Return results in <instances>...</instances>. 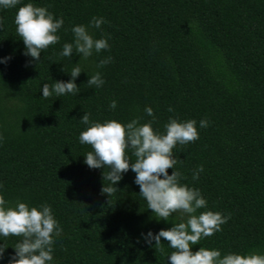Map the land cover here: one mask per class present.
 <instances>
[{"label": "trees", "instance_id": "16d2710c", "mask_svg": "<svg viewBox=\"0 0 264 264\" xmlns=\"http://www.w3.org/2000/svg\"><path fill=\"white\" fill-rule=\"evenodd\" d=\"M28 0H21L27 3ZM63 18L60 41L42 50L37 62L22 55L16 35L15 9L0 10V194L29 206L47 203L61 233L54 237L52 264H167L172 251L161 238L156 249L139 239L141 233L167 229L178 222L157 221L138 195L129 170L111 194L100 192L103 171L89 169L83 155L89 145L77 141L86 127L78 120L121 123L151 118L163 132L170 116L178 120L204 118L198 139L177 145L181 183L199 188L206 209L227 215L219 232L193 245L219 249L221 255L264 254V0H32ZM19 5H17L18 7ZM103 17L100 29L107 51L60 57L71 42L74 24L87 26ZM111 61L99 68L105 57ZM79 60L77 95L41 98L40 85L68 80ZM73 63V64H72ZM63 68V71H62ZM100 72V88L86 84ZM116 108L109 109L110 101ZM173 112H168V107ZM130 162L135 157L129 153ZM203 171L195 181L196 166ZM172 169H166L171 174ZM19 237L0 238L7 264Z\"/></svg>", "mask_w": 264, "mask_h": 264}, {"label": "clouds", "instance_id": "9594fccd", "mask_svg": "<svg viewBox=\"0 0 264 264\" xmlns=\"http://www.w3.org/2000/svg\"><path fill=\"white\" fill-rule=\"evenodd\" d=\"M12 8L15 9V32L24 46L22 55L30 57V63L37 62L42 50L60 41L57 32L62 28L63 18H54L46 6H37L32 0L27 3L0 0V10ZM102 23H106L103 17L93 16L87 26L72 25L71 42H64L57 55L71 60V55L79 54V60H87L93 52L107 51L110 47L107 40L103 36L94 39L89 31L100 29ZM9 59V56L0 57V64H6ZM79 60L72 63L73 67L67 73L68 80L54 81L51 86L46 82L40 85V97L77 95L79 88L74 81L82 71ZM110 61V56L99 60L97 68ZM103 83L98 71L86 80L87 85L96 88ZM108 108L115 109L116 101H110ZM143 111L151 118L145 123H139L135 117L123 123L114 119L90 122L87 112L79 117L80 123L86 127L79 132L77 141L91 148L83 155V164L89 169H107L102 175L107 184L101 186L100 192L107 195L115 192V185L122 174L131 170L135 174L133 183L139 188L138 195L144 199L146 208L151 210L157 221L168 222L172 214H177L178 222L171 223L169 228L155 233L149 230L139 237L147 245L153 246L154 242L158 250L161 238L167 241V247L172 249L166 256L167 264H264V254L256 252L221 255L219 249L205 247L191 251L200 240L219 232L220 226L229 218L211 210L197 212L198 209H206V199L199 188L181 183L183 175L174 169L177 158L173 156L172 149L198 139L197 126L206 128L209 121L204 118L198 122L194 119L178 120L170 116L161 133L152 127L155 117L151 107L145 106ZM167 111L173 112V108L169 106ZM129 153L135 157L134 162H130ZM166 169H172L171 174ZM202 171V166H196L191 173L192 180H197ZM60 233L61 228L47 203L38 206H29L19 200L11 203L0 194V238L19 237L12 246L14 251L7 264H52L54 237ZM4 250L3 244H0V258Z\"/></svg>", "mask_w": 264, "mask_h": 264}]
</instances>
